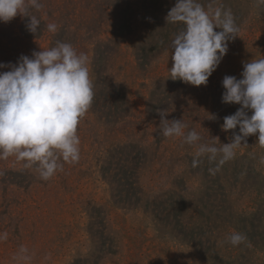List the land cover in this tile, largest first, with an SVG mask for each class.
Returning a JSON list of instances; mask_svg holds the SVG:
<instances>
[{
  "label": "rangeland",
  "instance_id": "rangeland-1",
  "mask_svg": "<svg viewBox=\"0 0 264 264\" xmlns=\"http://www.w3.org/2000/svg\"><path fill=\"white\" fill-rule=\"evenodd\" d=\"M41 3L31 13L41 20L35 34L26 28L28 17L0 22V63L15 65L57 41L70 43L88 56L92 104L105 108L91 106L78 126L79 162L65 163L48 181L15 157L0 160V232L9 233L0 242V264H15L22 245L34 253L32 264H264V148L258 135L247 137V145L211 175L215 164L206 158L192 167L196 146L162 135L158 112L195 130L200 143L231 142L238 128L225 132L221 125L240 105L222 103V80L241 79L245 63L264 57V6L216 0L215 6L232 12L240 31L207 84L192 86L168 77L170 41L181 26L168 24L164 1ZM48 23L58 25L57 33L47 31ZM119 157L140 163L137 185L150 200L173 191L189 206L160 203L164 214L157 208L153 217L141 205L125 204L121 178L128 174ZM204 218L218 220L212 235ZM233 231L246 236L235 247L226 242Z\"/></svg>",
  "mask_w": 264,
  "mask_h": 264
},
{
  "label": "clouds",
  "instance_id": "clouds-1",
  "mask_svg": "<svg viewBox=\"0 0 264 264\" xmlns=\"http://www.w3.org/2000/svg\"><path fill=\"white\" fill-rule=\"evenodd\" d=\"M215 3L209 0L205 7L201 0H176L167 13L168 24L181 26L169 45L173 63L168 77L172 80L206 85L226 55L228 42L238 36L240 28L232 12ZM256 5L264 6V0H256ZM42 8L41 0H0V22L8 23L18 14L28 17L26 28L35 34L41 20L31 13ZM46 27L49 33L58 31L56 23ZM3 68L9 70L0 71V160L15 157L24 167H34L39 179L48 181L63 171L65 163L76 164L81 158L77 130L94 98L89 58L70 43L57 41L55 46L34 52L31 58L22 55L15 65L0 63ZM241 76H225L222 80V103L240 107L223 118L222 131L238 128V132H232L229 143L221 144L216 138L220 147L200 143L195 130L186 131L188 125L168 120L167 112L158 110L164 137L196 146L193 168L206 158L215 164L208 169L215 175L239 148L247 145L250 135H258L257 143L264 148V57L245 63ZM8 238L7 231L0 232V242ZM245 240L246 236L236 231L226 237L234 247ZM33 258L34 253L23 245L12 257L15 264H32ZM50 258V254L44 256L45 261Z\"/></svg>",
  "mask_w": 264,
  "mask_h": 264
},
{
  "label": "trees",
  "instance_id": "trees-1",
  "mask_svg": "<svg viewBox=\"0 0 264 264\" xmlns=\"http://www.w3.org/2000/svg\"><path fill=\"white\" fill-rule=\"evenodd\" d=\"M162 1H164V4L166 5V7H170V9L176 3V0H162ZM208 1L209 0H202L201 2L204 5H206L208 3ZM179 28H177L176 31H178ZM92 106H93L92 109H95L98 107L100 108L101 105H98L95 101L92 104ZM102 107L103 106H101V109H102ZM103 108H105V107H103ZM105 111L109 112L107 110H105ZM118 160H121L120 166L124 167L123 169H125V173L128 174V176L124 180H122V178H121V181H126L125 188H127L126 195L128 196V199L125 202V204H127V205H130V204L141 205L145 211L149 210L151 212V214L153 215V217L156 213L155 210L157 208H160V210H161L160 212H162L164 214L163 207H159L160 203H167L169 201H173L172 205L175 206L177 204V206L179 208L181 207L182 210H184V208L189 206L190 201L188 200V198H186L184 195H181V194H178L176 196V193H173V191H171L170 194H164V196H163L164 199H162L159 202L156 201L155 199L150 200L149 196L145 193V191L137 185L136 173L139 169L140 163H136L130 157H128L127 161L124 158H120V157L118 158ZM146 196H148V197H146ZM175 197L179 198V200L178 201L173 200V198H175ZM219 205L222 206L223 204L221 203ZM223 207H224V205H223ZM202 208H204L203 205H202ZM227 209H230V206L227 207ZM209 210H213V207H211ZM157 211H159V210L157 209ZM156 215H157V213H156ZM213 218L219 219L217 216H215ZM213 218H204L202 220V226L204 225L207 228L206 232L210 235H212L214 233V223L216 221H218V220H213Z\"/></svg>",
  "mask_w": 264,
  "mask_h": 264
}]
</instances>
